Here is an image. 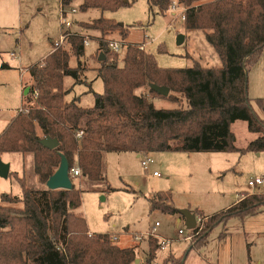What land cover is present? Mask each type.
I'll list each match as a JSON object with an SVG mask.
<instances>
[{
  "label": "trees",
  "instance_id": "obj_1",
  "mask_svg": "<svg viewBox=\"0 0 264 264\" xmlns=\"http://www.w3.org/2000/svg\"><path fill=\"white\" fill-rule=\"evenodd\" d=\"M60 1L66 7L77 0ZM178 1L187 6L185 29L204 32L221 58V67H205L199 61L186 68L161 67L141 44H129L120 62L119 53L110 51L108 39L103 37L117 29L125 39L129 31L116 20L101 16L85 23L88 29L101 32L100 49L106 56L103 61L97 57L104 92L96 94L93 106H81L78 97L66 99L71 89L66 88L65 78L81 81L82 63L72 67L70 60L85 53L82 34L69 31V48H53L41 63L29 68L34 85L23 94L22 107L0 134V155L32 154L40 187H30L25 176L10 172L9 176L15 174L20 181L22 195L3 193L0 197V264L134 263L136 247L121 248L111 233L90 234L85 216L78 211L83 199L76 185L73 189L47 187V180L61 163V154L67 157L70 169H81L84 178L105 181L106 152L132 151L147 156L155 151H264V119L252 107L248 87V73L264 49V0ZM148 3L151 11L157 7L165 12L173 0ZM130 4L126 0H82L79 9L115 11ZM151 83L169 87L171 92L160 95L150 88ZM146 86L148 94L137 93ZM173 93H181L188 107H156L153 98L175 100ZM238 120L246 121L249 131L258 134L240 149L232 130ZM82 129L88 135L78 140L77 132ZM46 136L57 138L59 146H43L40 140ZM167 200L168 195L159 192L150 199L151 208L176 213ZM263 206L264 193L243 194L233 205L209 216L205 230L181 258L171 256L163 264H184L193 248L200 250L206 245L215 227L232 217L256 214ZM149 245L147 261L151 263L160 243L154 237Z\"/></svg>",
  "mask_w": 264,
  "mask_h": 264
},
{
  "label": "rangeland",
  "instance_id": "obj_2",
  "mask_svg": "<svg viewBox=\"0 0 264 264\" xmlns=\"http://www.w3.org/2000/svg\"><path fill=\"white\" fill-rule=\"evenodd\" d=\"M81 1L66 6V19L72 23L70 31L82 34L90 44L85 45L82 57L72 56L70 60L72 67L82 63L81 81L70 76L65 78V86L72 93L67 99L78 97L81 106H93L96 94L104 92L97 58L102 53L99 43L102 35L85 26L97 17L114 19L128 29L125 39L117 29L103 37L121 43L120 62L129 44H141L161 67L186 68L195 61L205 67L222 66L219 54L204 32L185 29L183 15L187 6L178 0L172 3H176V8L171 5L165 12L157 7L151 11L148 0H129L130 5L115 11L94 8L84 12L79 9ZM73 8L77 11L73 12ZM65 31L60 0H0V133L22 107L23 91L34 85L29 68L43 61L53 50V42ZM179 35L185 36L181 44ZM61 46L69 48L66 41ZM4 63L10 66L2 67ZM248 87L252 107L264 119V49L248 73ZM137 93L148 94L149 87ZM173 94L177 96L175 100L153 98L156 107H188L181 93ZM232 130L238 149L245 148L258 136L249 131L243 120L233 123ZM37 131L43 137L40 127ZM147 156L154 160L148 170L142 165V160L147 158L143 154L106 152L105 181H91L83 176L73 179V184L82 192L83 202L78 211L85 216L90 234L111 233L121 248L136 247V259L140 261L132 264H163L171 256L181 258L205 230L209 216L228 208L245 193H264V183L249 185L250 179L264 177V151H155ZM0 159L10 164V172L25 176L30 187H40L34 175L32 154L6 152ZM155 170L161 173L160 177L153 175ZM159 192L168 195L167 202L177 209L176 213L151 208L150 199ZM3 193L22 195V186L15 174L7 178L0 176V197ZM182 209L204 211L198 215L207 216L203 228L198 234H192L191 241L185 238L190 230L180 214ZM156 222L160 225L155 230ZM180 229L185 231L184 235L179 233ZM155 236L159 241L170 238L171 244L167 250L157 249L155 260L149 263L148 244ZM184 264H264V206L256 214L243 219L232 217L215 227L203 249L193 248Z\"/></svg>",
  "mask_w": 264,
  "mask_h": 264
},
{
  "label": "water",
  "instance_id": "obj_3",
  "mask_svg": "<svg viewBox=\"0 0 264 264\" xmlns=\"http://www.w3.org/2000/svg\"><path fill=\"white\" fill-rule=\"evenodd\" d=\"M126 2H129L126 0ZM121 25H124L123 23H120ZM185 40L184 35H179L178 37V43L181 44ZM106 59V56L104 53H101L99 56V60L103 61ZM150 88L154 90L156 93L168 96L171 92V89L166 86H160L154 83L150 84ZM30 91V88H27L25 90V94L27 95ZM40 143L45 146L48 149H55L59 146L60 142L57 138H52L51 136H46L40 140ZM70 165L67 157L64 154H61V163L58 167V169L55 171L54 174L50 176V178L47 180V187L49 189H73L75 185L73 184V180L70 175ZM10 174V164L2 162L0 159V176L7 178ZM180 214L185 219V225L189 230H194L197 226V216L195 212H192L189 209H182L180 210ZM136 262H139V259L135 260Z\"/></svg>",
  "mask_w": 264,
  "mask_h": 264
},
{
  "label": "built area",
  "instance_id": "obj_4",
  "mask_svg": "<svg viewBox=\"0 0 264 264\" xmlns=\"http://www.w3.org/2000/svg\"><path fill=\"white\" fill-rule=\"evenodd\" d=\"M173 8H176V3H174L172 5ZM61 9H62V22H63V26L66 27V31L64 33H62L61 37L56 39L53 44H54V48H57V47H60L64 41L67 40L69 34H70V29L72 27V23L71 21H68L66 19V16H67V12H66V7L64 6H61ZM73 12H76L77 10L75 8L72 9ZM185 18V16L183 15V19ZM85 45H89L90 44V41L86 38L85 41H84ZM108 48L110 51L112 52H120V49H121V43L118 42L117 40H108ZM38 95V92L35 91L34 93V97L36 98ZM77 138L78 140H81L83 139L84 137L87 136V131L86 130H78L77 132ZM147 158H145L144 160H142V165L145 167L146 170H148V167L154 162L153 159L151 158H148V156H146ZM153 174L155 176H161V173L158 172V171H155L153 172ZM70 175H71V178L72 180L74 178H78L82 175V172H81V169L77 166H75L74 168H72L70 170ZM264 183V177L262 176H256L255 178H252L249 180V185L252 187V186H255V185H259V184H263ZM240 197V196H239ZM197 216V226L195 229H197V231H193V230H190V234L187 235L185 238L188 239V240H193V235L194 233H197L198 234V231H200L203 226H204V221L206 220L207 216L203 217L201 215H198L196 214ZM160 223L159 222H156V226H155V230H156V227L159 226ZM179 233L180 234H185V231L183 229H180L179 230ZM195 236V235H194ZM138 238V237H136ZM160 249L162 250H165L170 244H171V239L170 238H163L160 240Z\"/></svg>",
  "mask_w": 264,
  "mask_h": 264
},
{
  "label": "crops",
  "instance_id": "obj_5",
  "mask_svg": "<svg viewBox=\"0 0 264 264\" xmlns=\"http://www.w3.org/2000/svg\"><path fill=\"white\" fill-rule=\"evenodd\" d=\"M49 53H50V52H49ZM14 56H15V55H14ZM6 65H7V66H6ZM9 66H10V65H9L8 63H4V64L2 65V67H9ZM29 88H30V91H31V88H32V87H29ZM69 89H70V88H69ZM30 91H29V92H30ZM23 94H25V91H23V93H22V97H23ZM71 94H72V93H71V91H70L69 95L66 96V99H67L68 96H70ZM25 95H26V94H25ZM79 100H80V99H79ZM17 113H18V112H17ZM17 113H16L13 117H15V116L17 115ZM13 117H12V119H13ZM12 119H11V120H12ZM11 120H10V121H11ZM10 121H9V123H10ZM9 123H8V124H9ZM8 124H7V125H8ZM7 125H6V127H7ZM6 127H5V128H6ZM37 127H39V126H37ZM4 130H5V129H4ZM4 130H3V131H4ZM3 131H2V132H3ZM2 132H1V133H2ZM1 133H0V134H1ZM131 152H132V151H131ZM135 153H136V152H135ZM137 154H138V153H137ZM10 167H11V166H10ZM155 171H156V170H155ZM17 173H18V172H17ZM153 175H154V174H153ZM154 176H155V175H154ZM157 177H160V176H157ZM237 201H239V199H238ZM237 201H235L234 203H236ZM234 203H233V204H234ZM233 204H232V205H233ZM199 211H200V210H199ZM202 212H204V211H202ZM178 221H180V220H178ZM90 232H91V231H90ZM91 233H92V232H91ZM155 237H156V238H159V237H157V236H155ZM159 242H160V241H159ZM148 246H149V249H150V245H149V244H148ZM168 247H169V246H168ZM168 247H167L165 250H167ZM202 249H203V248H202ZM160 250H162V249H160ZM200 250H201V249H200ZM148 252H149V251H148ZM185 253H186V252H185ZM185 253H184V254H185ZM141 259H142V258H141ZM139 261H140V260H139ZM137 263H138V262H137Z\"/></svg>",
  "mask_w": 264,
  "mask_h": 264
}]
</instances>
